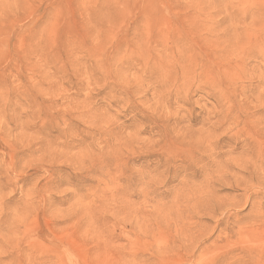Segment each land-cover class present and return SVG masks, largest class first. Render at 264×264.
<instances>
[{
  "label": "rangeland",
  "instance_id": "1",
  "mask_svg": "<svg viewBox=\"0 0 264 264\" xmlns=\"http://www.w3.org/2000/svg\"><path fill=\"white\" fill-rule=\"evenodd\" d=\"M254 126L264 0H0V264H264Z\"/></svg>",
  "mask_w": 264,
  "mask_h": 264
},
{
  "label": "bare ground",
  "instance_id": "2",
  "mask_svg": "<svg viewBox=\"0 0 264 264\" xmlns=\"http://www.w3.org/2000/svg\"><path fill=\"white\" fill-rule=\"evenodd\" d=\"M261 128H258V127L254 126L251 130L248 129L246 131V133H244L242 135L240 134V132H238L240 135L237 133V135H239V136L236 135L237 138H239V139L242 138L241 140L243 141V145H244V146H242L244 159L240 160V162L237 165H239V168L241 166L244 169V171L246 172V179L245 180L247 182L254 183L257 186L256 188L264 189V133L262 132ZM231 130L232 129H230V131ZM242 148H240V149H242ZM235 150H233V152ZM240 155H241V152H240L239 156ZM220 166H222V165H220ZM228 167H230V165H228ZM248 186H247V183H246L244 191H248L249 190L250 187H248ZM239 187L240 186H237V188H239ZM255 195H257V194H255ZM255 197H257V196H255ZM254 207H255V198H254V201H253V204H252V208H254Z\"/></svg>",
  "mask_w": 264,
  "mask_h": 264
}]
</instances>
